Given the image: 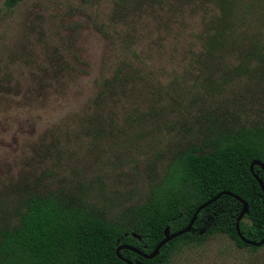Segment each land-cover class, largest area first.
<instances>
[{
    "label": "rangeland",
    "instance_id": "obj_1",
    "mask_svg": "<svg viewBox=\"0 0 264 264\" xmlns=\"http://www.w3.org/2000/svg\"><path fill=\"white\" fill-rule=\"evenodd\" d=\"M4 2L0 232L43 196L131 228L171 162L264 126V0ZM257 254L216 235L165 264Z\"/></svg>",
    "mask_w": 264,
    "mask_h": 264
},
{
    "label": "trees",
    "instance_id": "obj_2",
    "mask_svg": "<svg viewBox=\"0 0 264 264\" xmlns=\"http://www.w3.org/2000/svg\"><path fill=\"white\" fill-rule=\"evenodd\" d=\"M18 1L5 0L4 5L11 9ZM221 22L226 24L223 19ZM216 31L217 27L211 26L207 38L210 33L213 38ZM253 161L264 164V126L221 136L206 156L185 152L167 166L161 182L149 190V198L136 211L131 228L107 224L50 196L32 197L23 205L16 225L0 232V264H124L114 255L116 247L129 246L148 255L163 239L165 228L169 234L182 230L198 206L221 192L246 204L247 215L238 223L239 233L245 240L259 242L264 238V210L260 189L248 172ZM253 173L264 187L259 168L253 167ZM240 209L237 201L221 196L197 214L188 233L162 246L152 260L128 251L119 255L132 264H165L178 248L201 246L216 235L238 250L257 254L263 246H246L235 234ZM132 234L142 242L139 244Z\"/></svg>",
    "mask_w": 264,
    "mask_h": 264
},
{
    "label": "water",
    "instance_id": "obj_3",
    "mask_svg": "<svg viewBox=\"0 0 264 264\" xmlns=\"http://www.w3.org/2000/svg\"><path fill=\"white\" fill-rule=\"evenodd\" d=\"M253 167H258L259 170L261 171V173L264 176V164H262V163H260L258 161H253L248 166V172H249V174L252 176L253 180L256 182L257 186L260 189L261 196H262V207H263V210H264V187H263L261 181L253 173ZM221 196L230 197V198L234 199L235 201H237L241 205L240 212H239V214H238V216H237V218L235 220V223H234L235 234H236L237 238L240 240V242H242L246 246H250V247H253V248H260V247H262L264 245V238L261 239L259 242L254 243V242L245 240L243 237H241V235L239 233L238 223L240 222V220L242 219L243 216L247 215V206H246V204L243 201L239 200L237 197H235V196H233V195H231L229 193L221 192V193L217 194L216 196H214L209 201H207L204 204H201L200 206H198L195 209L194 213L192 214L189 222L187 223V225L182 230H180V231H178L176 233H173V234H169L168 229L165 228L163 230V233H162L163 234V239L154 247V249L148 255H144L141 252H139V251H137L134 248H131L129 246L120 245V246L116 247L115 250H114L115 257L120 262H122L124 264H132V263L128 262L127 260H124L119 255V252L120 251H128V252H131V253L139 256L143 260H147V261L148 260H152L153 258H155L158 255L159 250L161 249L162 246H164L165 244H167L171 240H173V239H175V238H177V237H179V236H181L183 234L188 233L190 231L191 227H192L193 222L196 219L197 214L201 210L205 209L207 206H209L212 203H214ZM138 264H140V263H138Z\"/></svg>",
    "mask_w": 264,
    "mask_h": 264
}]
</instances>
